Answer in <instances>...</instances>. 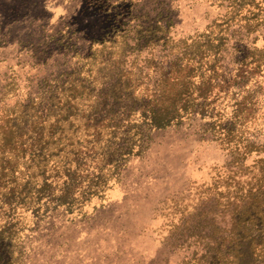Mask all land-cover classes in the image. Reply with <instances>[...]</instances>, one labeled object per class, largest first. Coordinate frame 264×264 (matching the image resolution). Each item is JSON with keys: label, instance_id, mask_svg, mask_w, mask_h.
Returning a JSON list of instances; mask_svg holds the SVG:
<instances>
[{"label": "trees", "instance_id": "16d2710c", "mask_svg": "<svg viewBox=\"0 0 264 264\" xmlns=\"http://www.w3.org/2000/svg\"><path fill=\"white\" fill-rule=\"evenodd\" d=\"M252 6L258 12L249 22L261 26L260 6ZM204 37L169 38V54L181 58L169 70L159 67L154 85L151 59L139 63L148 33L112 32L75 70L0 107V264L20 259L15 240H24L30 223L102 197L153 130L196 118L229 159L202 187L198 211L177 226L183 243L195 239L182 264H264V139L256 134L264 105L253 97L264 70V44H256L264 33L238 48L242 57L231 72L225 63L226 53L236 55L232 38L212 30Z\"/></svg>", "mask_w": 264, "mask_h": 264}, {"label": "rangeland", "instance_id": "374dc122", "mask_svg": "<svg viewBox=\"0 0 264 264\" xmlns=\"http://www.w3.org/2000/svg\"><path fill=\"white\" fill-rule=\"evenodd\" d=\"M254 3L264 20V0H0V107L24 101L45 81L75 70L97 41L115 31L148 33L139 63L151 59L149 82L155 85L159 67L169 70L181 58L169 54V38L190 43L210 30L225 31L238 50L264 33V22H249L258 12ZM236 50L235 56L226 53L227 72L242 57ZM254 96L264 105V70ZM206 129L196 118L153 130L141 151L121 163L102 197L74 213L30 223L24 240H15L23 253L14 264L185 262L195 239L183 243L177 226L185 225L186 213L198 211L202 187L229 159ZM256 134L264 139V128Z\"/></svg>", "mask_w": 264, "mask_h": 264}]
</instances>
